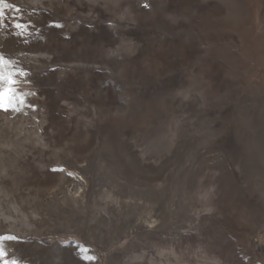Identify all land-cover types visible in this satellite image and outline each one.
Instances as JSON below:
<instances>
[{
	"label": "rangeland",
	"instance_id": "obj_1",
	"mask_svg": "<svg viewBox=\"0 0 264 264\" xmlns=\"http://www.w3.org/2000/svg\"><path fill=\"white\" fill-rule=\"evenodd\" d=\"M5 3L4 259L264 264V0Z\"/></svg>",
	"mask_w": 264,
	"mask_h": 264
},
{
	"label": "snow or ice",
	"instance_id": "obj_2",
	"mask_svg": "<svg viewBox=\"0 0 264 264\" xmlns=\"http://www.w3.org/2000/svg\"><path fill=\"white\" fill-rule=\"evenodd\" d=\"M0 18L3 17V8L4 7H11V5H8L5 3V0H0ZM16 11H20L19 8H16ZM17 29H21L26 27L25 25H22L20 23H16L14 25ZM10 61H7L4 59L3 56H0V108H3L4 110H7V106H11L14 101L18 99L16 90L13 87L16 84L15 76L20 75L24 76L25 73L20 72H5L3 71L4 67L8 65ZM6 85V86H5ZM22 102V101H20ZM8 240H16V237L13 236H0V260H3V264H19V261L16 259L11 260L10 262L4 257L7 255V252L5 251V248L3 247V241Z\"/></svg>",
	"mask_w": 264,
	"mask_h": 264
}]
</instances>
